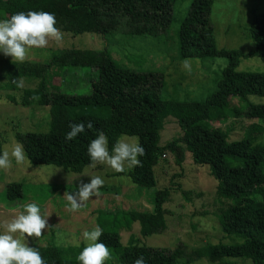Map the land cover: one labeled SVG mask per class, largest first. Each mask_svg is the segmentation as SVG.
Returning a JSON list of instances; mask_svg holds the SVG:
<instances>
[{"label": "trees", "instance_id": "obj_1", "mask_svg": "<svg viewBox=\"0 0 264 264\" xmlns=\"http://www.w3.org/2000/svg\"><path fill=\"white\" fill-rule=\"evenodd\" d=\"M213 0H189L185 15L176 31L179 58L223 57L222 68L215 88L204 98L164 99L159 94L162 74L137 72L117 65L105 50L51 49L48 61L39 63L8 61L5 71L8 88H15L18 78H35L41 69L59 66L62 82L55 90L25 88L20 104L28 106L36 98V106L45 111L44 132H17L15 139L24 147L27 160L33 165H53L63 171L80 172L88 166L87 147L96 138L97 130L108 137L109 150L118 136H138L146 155L139 157L143 167L129 170L127 176L136 186L155 185L153 166L164 151L179 165L188 152L193 163L206 165L215 180L218 198L228 201L216 214L220 231L240 238L239 243H218L201 247L182 255L180 246L157 247L145 245L141 238L161 233L165 228L162 204L169 187L158 188L152 195L150 210L129 207L125 210L95 209V223L103 229L98 242L109 247L116 264H133L143 255L146 264H189L205 257L248 260L249 264H264V201L251 197L264 183V144L255 142L250 134L252 121L264 120V104L246 103L248 95L264 94V72L238 71L241 58L257 56L264 64V9L254 15L244 30L252 48L246 52L217 47L209 19ZM175 0H0V20L20 11L54 13L56 27L78 35L86 32L105 35L121 32L127 35L165 36L171 22ZM95 70L88 80L86 93H70L64 77L72 72ZM77 75V76H78ZM172 117L177 123L178 135L159 144V130L164 120ZM240 118L250 121L249 129L239 139H229L226 129L209 126L208 122ZM91 120L92 130H86L70 142L65 141L70 123ZM0 154H2L0 150ZM22 183L12 182L5 190L7 199L20 197ZM133 222L138 224V235L130 233L121 241V231H128ZM38 248L45 264H79L74 258L83 246L70 253L52 243L32 244ZM106 264V263H105Z\"/></svg>", "mask_w": 264, "mask_h": 264}, {"label": "rangeland", "instance_id": "obj_2", "mask_svg": "<svg viewBox=\"0 0 264 264\" xmlns=\"http://www.w3.org/2000/svg\"><path fill=\"white\" fill-rule=\"evenodd\" d=\"M189 0H175L171 22L165 36L127 35L113 32L101 35L86 32L71 35L62 31L64 38L56 42L50 40L46 48L30 50L25 62L42 64L50 58L51 49H105L117 65L137 72L153 71L162 74V86L159 94L164 99L204 98L215 88L222 68L227 60L221 57L189 58L191 72L182 68V61L177 55L176 31L180 20L185 15V7ZM264 9V0H213L209 19L212 24L214 43L217 47L246 52L252 48L245 26L252 17ZM11 57L0 53V150L11 147L17 142L15 134L25 131L44 132L45 111L36 106V98L31 99L28 106L20 104L22 91L25 88L40 90H55L62 82L59 66L52 65L41 69L38 77L18 78L23 86L6 87L8 82L5 71L6 63ZM238 71L264 72V64L257 56L241 58L236 66ZM80 75L66 74L63 89L70 93L83 94L88 91V80L95 75V70H82ZM240 107L246 103L264 104L263 95H248ZM256 126L250 127V134L255 142L264 144V120L252 121ZM209 126L226 129L229 139H239L249 129L250 121L240 118H228L225 121L213 120ZM179 132L174 118L167 117L159 130L158 143L163 144ZM122 136L120 135L117 140ZM131 137V136H129ZM13 166L7 170L0 169V223L10 220L24 210L27 203H36L42 214L47 217L49 228L42 230V237L27 238V244L52 243L59 249L70 253L78 246H86L82 233L91 230L95 223V209L110 210L129 207L150 210L153 192L162 187H169V194L162 204L164 208L165 228L161 233L141 238L145 245L157 247L180 246L182 255L201 247H212L218 243H239L240 238L220 231L216 223V214L223 209L228 201L217 197L215 180L208 174L206 165L192 162L189 153H184L183 161L177 165L173 156L164 151L153 166L155 185L151 188L139 187L131 183L127 173H117L107 165H97L90 168L83 167L80 172L63 171L53 165H33L26 159L23 164ZM99 175L105 183L100 189V195L87 201L79 210L68 211L64 192L76 191L80 183L90 182V177L84 175ZM79 176V177H78ZM78 177L77 179H75ZM12 182L22 183L20 197L7 199L5 190ZM251 197L257 201H264V183L259 190L252 192ZM0 231H3L0 228ZM130 233L138 235V224L133 222L130 230L121 231V241L126 242ZM78 245V246H77ZM112 257V256H111ZM77 261V257L74 258ZM248 260L236 258H219L209 261L202 257L194 259L189 264H249ZM116 264L113 257L105 262Z\"/></svg>", "mask_w": 264, "mask_h": 264}, {"label": "clouds", "instance_id": "obj_3", "mask_svg": "<svg viewBox=\"0 0 264 264\" xmlns=\"http://www.w3.org/2000/svg\"><path fill=\"white\" fill-rule=\"evenodd\" d=\"M56 23L55 14L45 11H20L0 20V53L11 57L12 61L25 62L31 49L46 48L50 40H63L64 33L55 26ZM191 63V59L185 58L182 68L191 72ZM13 82L18 87L23 86V81ZM68 127L66 142L72 141L86 130H92L94 124L89 120L86 123H70ZM87 155L90 158V168L107 165L117 173H124L136 167H143L139 157L145 156L146 151L138 136H122L109 150L108 137L102 130H97L96 138L91 140L87 147ZM13 159L17 165L23 164L27 159L24 147L19 142H16L11 150L5 148L0 154V169L11 168ZM84 175L90 177V182L80 183L76 191L63 194L70 212L79 210L87 201L99 196L105 183L99 175ZM23 208L18 215L0 223V228L3 229L0 231V264H45L38 248L28 246L27 238L34 237L38 240L42 237V230L49 228L47 217L51 213L42 214L40 206L36 203H27ZM103 233L99 225L83 231L86 246L77 256L79 264H105L112 258L109 247L98 242ZM133 264H146L145 257L137 256Z\"/></svg>", "mask_w": 264, "mask_h": 264}]
</instances>
